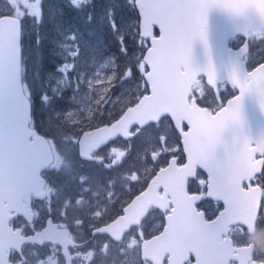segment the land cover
Returning a JSON list of instances; mask_svg holds the SVG:
<instances>
[{
    "label": "water",
    "instance_id": "95a60500",
    "mask_svg": "<svg viewBox=\"0 0 264 264\" xmlns=\"http://www.w3.org/2000/svg\"><path fill=\"white\" fill-rule=\"evenodd\" d=\"M136 4L141 12V36L150 39L151 43L144 57L150 69L146 74L150 94L111 126L84 133L80 140L81 156L90 158L92 151L118 135L128 138L134 124L143 127L169 114L181 132L188 164L177 168L172 161L170 167L159 172L147 192L158 185L178 191L177 199L186 204V212L179 214L177 206L171 219L176 222L180 217V221L187 224L181 230L182 241L189 244L191 240H197L203 245L210 239L195 236V231L222 234L236 223L246 224L253 231L262 191L254 188L252 195L240 185L246 177L262 169V162H252L251 153L264 149L261 143L264 141V115L259 113L251 98L245 99L244 113L250 135L260 146H243L233 138L228 107L212 115L194 102L191 106L188 97L200 74H205L208 83L214 87L225 77L239 78L240 61L234 53L227 51L226 44L231 36L247 34L249 30L259 31L263 27L264 0H187L186 3L181 0H136ZM202 16L207 22L208 47L195 39L189 49L188 37L197 30ZM156 26L162 29L159 37L153 34ZM20 32L17 18H0V89L6 87L10 97L7 116L0 120V264H8V252L21 243L9 227L11 211L29 213V206L22 202L24 199L29 201L32 192L41 190L40 173L53 160L46 139L29 128L32 114L21 80ZM252 78L258 87L264 84L261 70L253 73ZM184 121L190 126L188 132L183 131ZM197 166L209 176L208 196L225 205L219 216L209 223L203 213L195 212L194 199L187 193L188 178L194 175ZM146 193L134 202V220L148 207L147 203H139L141 198L147 200ZM214 241V248L220 249L216 236ZM147 244L143 250L145 256ZM218 264L222 262L218 261Z\"/></svg>",
    "mask_w": 264,
    "mask_h": 264
},
{
    "label": "rangeland",
    "instance_id": "374dc122",
    "mask_svg": "<svg viewBox=\"0 0 264 264\" xmlns=\"http://www.w3.org/2000/svg\"><path fill=\"white\" fill-rule=\"evenodd\" d=\"M69 1L78 9H83L84 12H89L93 3V0ZM102 1L103 0H96V5H100ZM51 2H53L54 5L56 0H52ZM40 7V0H0V11L9 9L14 11L17 15H23L25 13L33 14L32 16L25 17L28 39H32V36H35L36 38H34L37 39L35 30L37 26L41 25L37 24V19L40 15ZM47 15L50 16V18L47 19V23L51 21L54 22L56 16L52 15V13L49 14L48 11ZM68 37L69 36H64L60 44L61 46L59 47V56L61 58L59 63H64L65 75L55 77L56 84L51 86V96L44 98L45 102L42 106L50 113L51 121H48L49 123H52L53 118H58L60 113L61 116L56 122L57 127L52 128V124H49V127L45 125V127L50 130V133L54 131L51 135L58 139L60 146L67 153V155H63L62 160L57 158L49 174L53 181L58 184L57 187L60 183L58 181L63 180L61 182L66 181L67 183L64 182L65 187L68 185L71 187V191L78 192L76 195L60 194L57 198V211L62 213L63 216L80 218L81 215H85L84 213L88 211L86 207L89 205H87L86 199L83 198V195L87 191L90 195L108 192L109 195L115 194L125 201L133 188H140L142 186V183L148 178L149 174L156 166L159 167L167 160L169 155L179 153V147L177 146L178 142L175 136L169 134L163 137L161 136L158 141L149 146H141L142 144L136 146L140 147V149H144V152H149L150 155L147 157L146 155L143 156L141 152H138L135 159L132 160V163L122 158L125 153L124 150L122 151L115 147L101 154H104L102 157L106 156L102 164H100L99 161L84 164V166L78 163L75 141L82 132V129L93 123L94 120L92 119L102 113V111L97 112L98 108L105 111V108L115 103L116 100H129L137 95L136 93L141 91L143 86L139 80L141 75L140 66L136 67V69H139V72H132L131 67L125 68V71L124 69L117 71L115 61L110 58L96 60L95 63L89 64L85 61V56L83 55L84 58L82 57L80 48L77 49L76 40H70ZM261 37H264V35L256 39H260ZM32 45L34 46L33 43ZM77 50H79L81 54L78 58L73 59ZM28 65L32 66L31 58ZM73 65L75 66L74 70L71 76H69L67 74V69L71 68ZM206 93H209V91L205 90V93L201 92L200 99L205 97ZM61 100L63 102L62 109L57 110V103ZM51 102H55L54 106H48ZM159 130L163 131L164 128L161 127ZM154 153L156 156H154ZM140 159L144 161H140ZM108 160H110L109 165H104ZM61 162L65 163V165ZM124 164H129L131 167H125ZM118 166H121V168ZM82 174L91 175L93 179L89 181V178H75ZM202 184L204 183L202 182ZM57 193H59V191ZM50 205L51 204H48L44 207L49 208ZM213 209L216 210V205L213 206ZM105 217L106 215L99 213L96 216V220L102 222ZM138 236L142 238L143 232ZM138 241V237H134V240L130 242L128 246L125 245L120 248L122 249L121 261L123 264H127V261L130 262V260L134 259V243H138ZM23 264L58 263L52 260L45 250H40V253L30 251ZM134 264H139L138 260L134 262Z\"/></svg>",
    "mask_w": 264,
    "mask_h": 264
},
{
    "label": "snow or ice",
    "instance_id": "6c2138e0",
    "mask_svg": "<svg viewBox=\"0 0 264 264\" xmlns=\"http://www.w3.org/2000/svg\"><path fill=\"white\" fill-rule=\"evenodd\" d=\"M186 3L187 0H181ZM44 0H40V15L37 19V24H43L44 17ZM26 6V5H25ZM96 11V0H93L92 8L87 15L88 23H92L96 19L94 13ZM13 16L18 19L21 27L20 36L18 38V44L20 46V58L24 65V72L21 77L24 87L29 89V111L30 114L33 110L34 104L40 105L43 103L44 98L50 95L51 86L56 84V76L65 75L64 63H61L59 67L54 68L51 72L46 71L44 68V60L41 57L39 68L35 71L34 75L36 78L30 76V68L28 66L27 53L32 46V39H28V29L25 25V17L32 16V13H25L18 15L9 9L0 11V17ZM54 18V16H53ZM141 18V12L139 6L134 0H103L100 4V23L107 21L108 29L118 46L117 50L122 56L129 55V49L127 41L134 37H139V20ZM134 19L136 23L133 25L131 20ZM135 28V31H132ZM161 26H156L153 30L155 36L161 35ZM132 32V36L127 33ZM234 35V34H233ZM68 39L77 40L76 33L69 35ZM199 39L205 47H208V33H207V22L205 17H201L200 25L197 30L188 37L187 45L190 49L191 41ZM27 41V43H26ZM148 42L141 43L140 39L136 40V47L139 49L147 50ZM246 46L247 50L242 51ZM80 45L77 44V49ZM226 49L230 54L235 56L240 61L239 78H233L231 76L225 77L224 79L217 82L215 90H210L206 93L205 97L200 99V103L203 106L209 107L213 113L220 108L228 107L231 110L230 123L232 125V135L236 143L239 145L247 146L253 144V146H260L254 143V138L250 135L248 121L244 113V102L246 98H251L252 101L257 105L258 111L261 115H264V84L257 86L253 81L252 74L256 73L257 70L264 71V37L256 39L254 36L249 38L247 35L241 34L236 43L235 47H232L231 43L226 44ZM80 51L77 50L73 59L80 56ZM74 65L67 69V74L71 76ZM139 72V69H135ZM47 82V83H45ZM210 97V98H209ZM10 105V97L7 88L0 89V120L6 118ZM187 129V124L184 125ZM264 144V141L261 142ZM260 158H264V151L260 152ZM264 189V169H261L257 173L246 177L241 182V189L254 195L252 190L256 187ZM201 205L208 203L206 200H202ZM225 205L222 203L218 205V211L213 213V216L219 214V209H223ZM257 223L264 224V192H262L257 210ZM246 228L247 226L244 225Z\"/></svg>",
    "mask_w": 264,
    "mask_h": 264
},
{
    "label": "flooded vegetation",
    "instance_id": "af4514ba",
    "mask_svg": "<svg viewBox=\"0 0 264 264\" xmlns=\"http://www.w3.org/2000/svg\"><path fill=\"white\" fill-rule=\"evenodd\" d=\"M179 161L180 163H183V157H181V159L179 158ZM199 174H201V172H199ZM48 183H52L49 177ZM190 188L192 189L193 193H205L204 186L202 189V186L200 187L198 182L195 183L194 181H191ZM77 193L78 192L74 191L70 192L69 194L76 195ZM133 197L134 196L129 198L126 197L127 199L124 201L115 194L109 195L108 192H102L97 195H90V193L87 191L83 195V198L86 199V203L87 205H89L88 207H86L88 211L85 212V215L80 218L63 216L62 213H59L57 211L56 207L58 202L51 201V203H49V200L47 199L43 201H34L33 208L35 217L33 219V222H28L23 216H17L13 220L14 227L22 229L24 236L29 237L30 235L41 231L46 226V222L51 219L54 224L58 225L59 230L68 231L69 238L73 240L75 244L72 245L70 243L71 241L67 242L64 248L62 243L58 242H44L42 245H39L32 241L23 245L21 254L12 251L11 260L15 264H22V261L25 260L24 254L27 249L32 251L45 248L48 250L49 257H51V259L58 264H122V249L120 248L123 247L122 245L128 246L129 243L134 240V231L131 234V237L121 241H117L110 235L102 233L99 230L104 225L111 223L119 215H121L123 212V208L132 200ZM202 200H206L208 201V203H205L204 205H201V203H199V209L205 211L206 214L212 213V207L215 202L209 200L205 196ZM48 204H51L49 208L44 207ZM96 209H98L100 213L106 215L102 222H98L96 220ZM161 214L162 213L157 209L152 208L145 220L150 219L149 226H151L155 230L163 229L164 220ZM230 236L234 238V243L237 247L248 246L251 244H255L256 246L258 243L256 250H254L255 254L253 256V260L264 262V247L259 246L260 241L258 237L260 235L252 237L245 227L237 226L231 230ZM170 258V255H166L164 258V264H168ZM194 263V255L192 252H189L185 256V261L183 262V264ZM147 264L152 263L151 261H147ZM230 264L237 263L232 261Z\"/></svg>",
    "mask_w": 264,
    "mask_h": 264
},
{
    "label": "trees",
    "instance_id": "16d2710c",
    "mask_svg": "<svg viewBox=\"0 0 264 264\" xmlns=\"http://www.w3.org/2000/svg\"><path fill=\"white\" fill-rule=\"evenodd\" d=\"M51 1L45 0L46 14L43 24L36 27L35 33L37 34V39H35V36V38L32 36L34 46L32 45L29 52L27 53L29 61L31 58L32 62V66L28 65L30 68V76L38 79L35 77L34 73L39 68L41 57H43L44 68L46 71L51 72L54 70V68H57L60 65L59 61L61 58L59 56V47L61 46V41L63 40L64 36H69L72 33H76L78 37L76 42L80 45L79 48L81 50L82 57L84 58L85 56V61H87L89 64L95 63L96 60L110 58L115 61V64L117 65V71L121 69H124L125 71V68L131 67V71L136 72L135 65L137 62L141 61V58L144 54L143 49L136 47V40L140 39V37H134L133 39L127 41L129 55L122 56L117 50L118 46L116 45L115 40L112 38V35L108 29L107 21L104 23H100L99 21V4L96 5V11L94 13L96 19H94L90 24L86 18L89 12H84L83 9L80 10L72 6V4L66 0H56L54 5ZM47 11L49 14L52 13V15L56 16L54 22L51 21L50 23H47V19L50 18V16L47 15ZM131 23L134 25L136 21L132 19ZM132 31H135V28H133ZM127 34L132 36V32H128ZM140 42L143 43L144 41L140 39ZM49 96H51V94ZM62 103V100L58 102V109H55L61 110ZM33 104L34 117L37 127L40 128L41 125L44 127L45 125L46 127H49V124H52V128L57 127L56 122L61 116L60 113L58 118H53L52 123H49L48 121H51V116L50 113L42 106L44 101L42 104L37 106L33 100ZM54 104L55 102H51L48 104V106H54ZM100 111H103V109L98 108L97 112ZM104 116L105 114L102 112L99 116L92 120H97L98 118L100 119Z\"/></svg>",
    "mask_w": 264,
    "mask_h": 264
},
{
    "label": "bare ground",
    "instance_id": "6f19581e",
    "mask_svg": "<svg viewBox=\"0 0 264 264\" xmlns=\"http://www.w3.org/2000/svg\"><path fill=\"white\" fill-rule=\"evenodd\" d=\"M61 181H63V180H59V181H58V182H60V183H59V186H58L57 192L59 191V195H60V194L68 195V194L71 192V187L68 186V185H66V187H65L64 182L66 183V181H64V182H61ZM66 184H67V183H66Z\"/></svg>",
    "mask_w": 264,
    "mask_h": 264
}]
</instances>
